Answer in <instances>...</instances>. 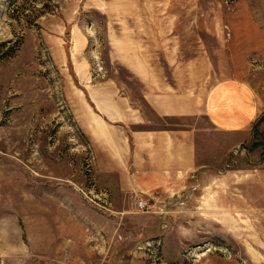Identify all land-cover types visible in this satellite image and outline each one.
Segmentation results:
<instances>
[{"label":"rangeland","instance_id":"1","mask_svg":"<svg viewBox=\"0 0 264 264\" xmlns=\"http://www.w3.org/2000/svg\"><path fill=\"white\" fill-rule=\"evenodd\" d=\"M228 79L257 106L236 134L204 114ZM162 92L187 110L201 165L114 205L95 171L101 102L138 114ZM0 258L264 264V0H0Z\"/></svg>","mask_w":264,"mask_h":264},{"label":"crops","instance_id":"2","mask_svg":"<svg viewBox=\"0 0 264 264\" xmlns=\"http://www.w3.org/2000/svg\"><path fill=\"white\" fill-rule=\"evenodd\" d=\"M206 98L207 120L228 134L242 130L257 107L249 87L235 79L219 81ZM112 100L101 102L105 121L96 118L103 148H98L102 149L101 158L95 166L101 188L112 204L117 205L119 194L135 190L167 193L168 187L182 183L201 165L197 162V135L188 124L187 110L172 106L167 92L151 95L138 114L126 101Z\"/></svg>","mask_w":264,"mask_h":264},{"label":"built area","instance_id":"3","mask_svg":"<svg viewBox=\"0 0 264 264\" xmlns=\"http://www.w3.org/2000/svg\"><path fill=\"white\" fill-rule=\"evenodd\" d=\"M151 201L152 200L149 197L140 195L134 200L135 208L139 212H148L152 204ZM0 264H6V263L3 261V259L0 258Z\"/></svg>","mask_w":264,"mask_h":264}]
</instances>
